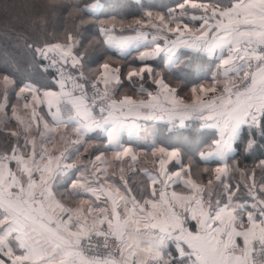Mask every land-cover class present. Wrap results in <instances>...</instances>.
<instances>
[{
	"label": "snow or ice",
	"instance_id": "obj_1",
	"mask_svg": "<svg viewBox=\"0 0 264 264\" xmlns=\"http://www.w3.org/2000/svg\"><path fill=\"white\" fill-rule=\"evenodd\" d=\"M100 8L40 0L16 18L22 54L0 71V264H264V160L241 163L264 141V0H177L131 21ZM181 46L214 62L190 99L147 63L171 65ZM124 80L138 98L118 95ZM150 121L212 138L194 156L153 143L140 165L121 138Z\"/></svg>",
	"mask_w": 264,
	"mask_h": 264
},
{
	"label": "trees",
	"instance_id": "obj_2",
	"mask_svg": "<svg viewBox=\"0 0 264 264\" xmlns=\"http://www.w3.org/2000/svg\"><path fill=\"white\" fill-rule=\"evenodd\" d=\"M176 2L177 0H101V8L97 14L100 20L116 17L117 19L131 21L133 18L141 16L145 9L166 14L169 8L175 6ZM38 3H40V0H0V71L9 70L7 63V56L9 54L17 56L22 54V49L15 47V40L11 36L12 29L18 28L16 18H23L30 15L34 10L33 6ZM86 28L87 34H95L96 28L93 25H87ZM134 53L135 51L127 57H120L112 50H98L93 53V57L96 62H102L104 56L112 55L116 61V65L121 66L122 69H126L129 64L140 66L139 61H133V57H135ZM192 61L193 59L187 58L185 64L188 65L190 62L192 63ZM210 70L209 68L207 72H210ZM195 73L193 72V77H197ZM37 79L42 80L43 77L37 76ZM124 84L129 83L124 80L123 85ZM187 123L191 125L194 122L189 121ZM212 132V129H201L198 127H182L167 130L166 125L159 124L154 137L148 139L147 142H141L138 149H141L144 155L150 151L153 143H155L156 145L169 149L179 148L187 156H194L210 142ZM126 141L129 143L133 142L132 144L135 145L134 143L140 140L127 139ZM108 153H111V151ZM260 160H264V141H261V143L257 145L255 151L251 155L246 158H241V163L242 165L252 168L257 165ZM201 166H203V164H201ZM236 179H239V176H237ZM257 179H260L259 169H257ZM233 182H235V179ZM240 195H244L243 191Z\"/></svg>",
	"mask_w": 264,
	"mask_h": 264
},
{
	"label": "crops",
	"instance_id": "obj_3",
	"mask_svg": "<svg viewBox=\"0 0 264 264\" xmlns=\"http://www.w3.org/2000/svg\"><path fill=\"white\" fill-rule=\"evenodd\" d=\"M163 14L162 12H158ZM187 22V20H186ZM136 52L134 56H136ZM187 58L193 59L192 63L186 65L185 60ZM156 72H160L166 79V81L171 84L172 86H178L179 88V95L185 97V99H190V89L192 86L197 85L199 83H203L210 79L211 72L214 71V62L209 60L207 57H202L200 54H197L193 49L188 47H179L176 50L175 56L173 57V63L169 65L168 62V54L161 53L155 59L147 61ZM211 69L210 72H207L208 69ZM196 71V73H195ZM193 72L196 74L197 77H193ZM205 73V74H203ZM123 80V77H122ZM139 81H137L136 86L138 87ZM146 87L150 88L151 90H155V86L151 85L150 83L145 85ZM127 93L129 95H133L134 97H139L141 94L135 92L133 87L130 84H124L123 87L120 89L118 95ZM144 124L142 131L140 132L139 136H131L129 137L127 133H125L122 138L121 142L125 146L132 147L139 155H140V165L145 164V156L143 155V151L138 149L140 143L147 142L148 139L154 137L159 127V124L166 125L167 130L173 128H182L177 123L175 126L167 124L165 121H150V122H141ZM127 139H138L140 140L137 143L128 142ZM112 153H108L111 156ZM150 166V165H148ZM235 183V182H234Z\"/></svg>",
	"mask_w": 264,
	"mask_h": 264
}]
</instances>
